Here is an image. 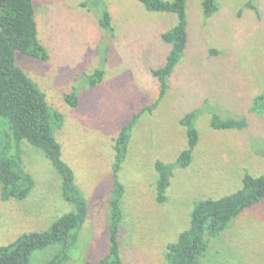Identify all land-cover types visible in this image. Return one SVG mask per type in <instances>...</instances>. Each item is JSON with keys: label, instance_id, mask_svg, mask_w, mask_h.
Instances as JSON below:
<instances>
[{"label": "rangeland", "instance_id": "1", "mask_svg": "<svg viewBox=\"0 0 264 264\" xmlns=\"http://www.w3.org/2000/svg\"><path fill=\"white\" fill-rule=\"evenodd\" d=\"M252 1L256 9L247 6L248 0H216L218 8L209 17L203 0L186 2L188 46L166 94L152 112L137 119L118 172L124 186L119 241L125 264H169L167 245L189 228L195 202L239 190L247 173L264 174V113L251 110L253 98L264 91V0ZM34 4L39 37L50 58L17 54V62L45 92L48 104L64 115L55 133L89 213L62 264H85L108 253L114 139L134 113L158 99L159 83L151 68L165 63L170 46L161 33L178 17L147 10L139 0H101L100 6L94 0ZM101 7L111 13L114 36L100 26ZM97 67L105 69L104 79L95 87L86 85L85 76ZM73 91L79 96L76 107L64 97ZM195 108H200L199 141L192 161L174 167L167 199L159 203L155 163L175 162L187 147L186 128L179 121ZM213 111L245 116L248 126L214 129ZM20 150L35 184L26 198L6 201L0 186V246L24 233L50 229L75 209L63 197L61 176L42 150L26 140ZM61 246L34 251L28 264L46 263ZM200 264H264V200L210 237Z\"/></svg>", "mask_w": 264, "mask_h": 264}, {"label": "trees", "instance_id": "2", "mask_svg": "<svg viewBox=\"0 0 264 264\" xmlns=\"http://www.w3.org/2000/svg\"><path fill=\"white\" fill-rule=\"evenodd\" d=\"M101 0H94L100 6ZM145 9L169 12L177 15V23L161 33V39L170 46L163 65L151 68L152 75L159 83V96L155 103L145 106L133 114L124 124L116 138L113 149L115 160L112 165L113 190L110 198L108 217V253L98 261H85V264H125L119 241L120 223L123 218L122 197L124 186L118 178L123 161L128 153L135 123L145 111L152 112L159 100L170 87L169 78L175 70L188 46L186 2L187 0H139ZM35 0H0V186L4 201L26 198L35 180L25 169L21 157V142L24 140L38 147L52 162L62 179L63 197L75 206L73 211L63 214L45 231L24 233L15 241L0 246V264H28L32 253L54 243L61 244L51 259L44 264H62L69 258V250L76 245L79 233L88 218L89 206L84 193L76 183L72 166L64 159L62 144L56 136L55 128L64 124V115L52 108L46 94L17 62V54L39 60L50 58L46 45L39 37V27ZM85 5L86 2H83ZM206 17L218 8L216 0H203ZM247 6L255 8L252 0ZM100 26L114 36L112 16L108 8L101 7ZM107 46L104 53L107 52ZM213 53L216 50H211ZM105 69L97 67L85 76L86 85L95 87L104 79ZM65 100L72 106L79 104L76 91L65 94ZM211 107V106H210ZM213 109V107H211ZM214 110V109H213ZM251 110L264 113V91L253 98ZM200 108H195L180 119L186 128L187 147L181 151L175 162L157 160L156 200L163 203L170 186L174 167L190 165L193 152L199 141L196 119ZM210 126L214 129H239L248 126L245 116H221L213 111ZM242 188L212 199L195 202L191 212L190 226L178 239L167 245L166 260L169 264H200L201 257L209 246L210 237L225 230L232 219L241 215L247 208L264 200V174H245Z\"/></svg>", "mask_w": 264, "mask_h": 264}]
</instances>
